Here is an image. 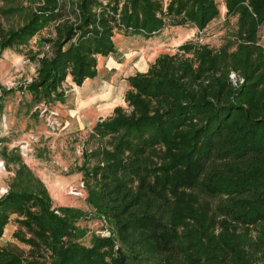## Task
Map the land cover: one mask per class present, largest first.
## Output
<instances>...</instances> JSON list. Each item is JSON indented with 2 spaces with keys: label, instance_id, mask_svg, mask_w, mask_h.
<instances>
[{
  "label": "trees",
  "instance_id": "16d2710c",
  "mask_svg": "<svg viewBox=\"0 0 264 264\" xmlns=\"http://www.w3.org/2000/svg\"><path fill=\"white\" fill-rule=\"evenodd\" d=\"M4 1L0 15L22 21L0 23V54L36 40L38 66L24 89L37 103H63L67 78L80 87L95 77L117 31L149 38L167 23L204 31L219 14L215 0H40L27 12ZM224 6L236 18L230 41L187 40L159 54L126 77V106L89 131L77 171L108 234L78 241L89 213L54 206L19 161L0 195V238L14 215L30 255L0 246V264H264V0Z\"/></svg>",
  "mask_w": 264,
  "mask_h": 264
},
{
  "label": "rangeland",
  "instance_id": "374dc122",
  "mask_svg": "<svg viewBox=\"0 0 264 264\" xmlns=\"http://www.w3.org/2000/svg\"><path fill=\"white\" fill-rule=\"evenodd\" d=\"M39 1L15 0L25 7L23 12L38 5ZM215 1L219 14L201 36L196 35V27L191 24L167 23L161 31L149 38L117 31L113 37L115 52L97 57V74L86 79V82H91L79 87L70 78L64 81L63 103L34 102L30 93L24 89L34 78L38 66L37 59L33 58L38 48L34 44L36 40L4 49L0 54V101L3 104L0 111V195L6 192L19 161L23 162L43 181L54 206H73L89 213L77 222L84 230L78 241L90 245L92 235H107L106 223L94 215V210L85 200L82 175L77 171L82 162V149L87 135L97 120L112 114L113 108H106L110 102L126 106L123 101L127 88V85L124 87V80L137 70V60L142 58L150 64L159 54L174 53L177 46L187 40H198L214 48L231 40L236 18L226 16L224 0ZM0 6L5 7L4 0H0ZM21 21L19 15L7 19L0 15L3 29L19 26ZM49 35L48 29L38 36ZM258 39L264 44V24L259 28ZM127 64L132 68H127ZM105 85L107 88L112 85L113 92L108 98H100L103 93L109 95ZM86 90H93L90 99L87 98L90 92ZM84 98L88 101H84ZM80 99L84 103L80 104ZM14 218L12 215L4 227L0 246L27 257L30 255V246L22 238L30 234Z\"/></svg>",
  "mask_w": 264,
  "mask_h": 264
},
{
  "label": "crops",
  "instance_id": "0c3cea01",
  "mask_svg": "<svg viewBox=\"0 0 264 264\" xmlns=\"http://www.w3.org/2000/svg\"><path fill=\"white\" fill-rule=\"evenodd\" d=\"M153 60H154V58H153ZM115 61V60H114ZM138 62L137 63H135V66H136V68H137V70L136 71H145L147 68H148V66H149V63H148V61H146L145 59H139V60H137ZM113 65H115V64H112L111 66H113ZM127 68H132L129 64H127V66H126ZM136 71H134V73L136 72ZM134 73H130L129 75H131V74H134ZM87 82H91V81H87ZM87 82H86V80L84 81V83L83 84H87ZM82 84V85H83ZM81 85V86H82ZM127 85V82H126V80H124V87ZM80 86V87H81ZM106 90L107 89H109V95H107V96H105L104 94L105 93H103V94H101L99 97L100 98H108V97H110L111 96V94H112V92H113V89H112V85H110L108 88H107V86L105 85V87H104ZM86 91H88V92H90L89 94H88V96H87V98H91L92 97V95H93V90H86ZM102 96V97H101ZM105 96V97H104ZM85 100L84 101H88L86 98H84ZM82 103H84L83 101H82V99H80V104H82ZM110 105V107L109 106H107L106 108H110V109H112L115 105H116V103H109Z\"/></svg>",
  "mask_w": 264,
  "mask_h": 264
},
{
  "label": "built area",
  "instance_id": "2783aa9c",
  "mask_svg": "<svg viewBox=\"0 0 264 264\" xmlns=\"http://www.w3.org/2000/svg\"><path fill=\"white\" fill-rule=\"evenodd\" d=\"M202 33H203V31L202 30H200V29H198L197 27H196V35L198 36H201L202 35ZM48 48V45H46L45 46V49H47ZM43 53H41L40 54V56L42 55ZM234 76V74H231V77H233ZM2 163H0V165H1Z\"/></svg>",
  "mask_w": 264,
  "mask_h": 264
},
{
  "label": "water",
  "instance_id": "95a60500",
  "mask_svg": "<svg viewBox=\"0 0 264 264\" xmlns=\"http://www.w3.org/2000/svg\"><path fill=\"white\" fill-rule=\"evenodd\" d=\"M100 119L102 118V117H99Z\"/></svg>",
  "mask_w": 264,
  "mask_h": 264
}]
</instances>
